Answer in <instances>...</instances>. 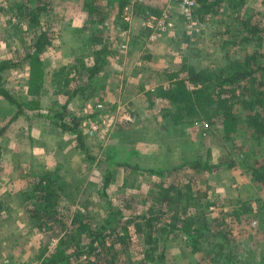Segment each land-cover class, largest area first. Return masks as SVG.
<instances>
[{"label": "rangeland", "instance_id": "374dc122", "mask_svg": "<svg viewBox=\"0 0 264 264\" xmlns=\"http://www.w3.org/2000/svg\"><path fill=\"white\" fill-rule=\"evenodd\" d=\"M7 1L24 0H0V3ZM51 2L48 13L42 16L43 22L51 27L54 39L53 47L44 58L46 76L42 94L37 97L28 94L29 77L26 80L24 75L19 76L20 69L4 74L6 86L25 103L30 118H21L22 134L7 132L0 136V264H41L59 242L57 236H44L26 211L22 191L35 174L53 170L59 180L70 183L73 199L61 201V213L70 226L79 212L96 227L97 221L106 218L101 189L107 168L113 175L110 199L116 205H131L133 211L145 210L157 197L159 185L170 180L168 175L157 178L140 169L109 165L105 161L108 157L142 169L172 170L198 161L202 168L184 167L177 172V179L179 183H191L207 192L215 202L211 215L222 226L230 224L238 253L237 262L230 264H264V209H261L264 185L255 182L248 171V165L255 160L264 161V143L253 138L245 122L231 136L225 135L219 119L211 124L204 121L175 124L162 114L165 101L147 94L159 85L168 87L167 73L180 69L184 59L198 68H219L226 62V53L241 56L251 52L253 44L241 42L246 32L242 19L264 22V0H248L244 9L233 8L235 2L224 0L219 13L193 25L191 34L173 7L174 28L155 40L151 39L152 30L149 33L146 19L142 18L159 13L167 6L166 0H144L132 11L125 10L127 4L121 9V0ZM91 7L101 10L102 21L97 13L90 12ZM127 12H132L130 20L125 19ZM26 28V22L11 10L1 15L0 59L16 58L20 39L33 38ZM123 44H127L124 51ZM105 46L114 53L108 52L98 80L104 89H99L91 98L71 99L65 108L69 97L65 91L72 84L65 85L56 72L60 69L67 72L70 64L81 68L92 65L96 51ZM25 69L29 73L27 67L22 71ZM75 75L80 79V74ZM99 103L104 104L103 108H98ZM68 111L81 119L79 129L96 161L87 158L75 134L62 130L59 113ZM70 120L69 116L65 118ZM227 159L235 161L233 167L224 164L213 171L203 168ZM243 203L252 204L256 212L242 213L234 219L232 213ZM212 228L216 229V225ZM217 240L206 231L200 250L193 251L184 236L177 234L161 242V246L166 249L167 264H195L214 248ZM133 249L130 255L117 256L114 264H141L142 246ZM104 257L111 259L110 255ZM71 264L88 262L86 258H73Z\"/></svg>", "mask_w": 264, "mask_h": 264}, {"label": "trees", "instance_id": "16d2710c", "mask_svg": "<svg viewBox=\"0 0 264 264\" xmlns=\"http://www.w3.org/2000/svg\"><path fill=\"white\" fill-rule=\"evenodd\" d=\"M52 0H24L0 3V17L11 10L14 15L26 22L27 31L33 34L31 40L20 39V47L16 50V58L0 59V96L6 98L17 111L12 121L26 114L25 103L20 101L6 86L4 74L12 69H29L28 94L37 97L42 94L46 70L44 58L54 45L51 27L46 25L42 16L47 14ZM197 17L203 20L206 16L219 13L224 0H197ZM232 7H247L248 0H230ZM129 0H121V9ZM102 21L101 10L91 7ZM147 16V15H146ZM93 20L92 22H94ZM242 28L246 32L241 42L253 44L251 52L234 55L226 53V62L219 68H198L186 59L182 67L167 73L169 86L159 85L153 94L155 100L162 99L166 106L161 108L164 117L170 118L175 124L195 123L204 121L209 124L216 119L221 120L225 135L231 136L239 129V124L245 122L252 131L253 138L258 143H264V22L260 19H242ZM149 33L150 29L147 28ZM21 48L23 52H21ZM112 50L106 46L96 51L95 63L81 68L78 64H70L67 72L60 69L56 76L64 79V84L70 86L65 91L68 95L67 104L76 97L91 98L104 85L98 82L104 69V63ZM80 74V79L75 75ZM152 92V93H151ZM63 131L76 136L78 146L90 161H96L83 140V132L79 129L81 119L72 112L59 113ZM69 116L70 121H65ZM5 127L0 129V135ZM109 165L125 169H140L157 178L167 176L168 183H161L145 210H130L116 205L109 197V188L113 180L112 172L107 168L101 197L105 200L107 216L97 227L91 219L80 212L72 225L68 224L61 213L63 198L73 199V191L69 182L59 180L53 170L33 175L22 191L26 197L25 208L30 219L39 231L48 238L57 236L59 242L54 252L44 257L41 264H71L73 258H86L88 264H114L116 257L122 254L130 255L137 245L142 246L141 264H167L166 249L161 242L180 234L184 236L187 245L193 251L200 250L201 239L206 231L217 238L214 248L202 255L195 264H230L237 262V246L234 243L230 224L222 226L219 219L211 215V207L215 202L208 197L207 192L196 189L191 183H179L177 172L184 167L202 168L198 161L185 163L172 170L147 168L126 161H114L106 158ZM99 163V162H98ZM226 164L233 167L235 161L227 159L216 165L203 166L208 171L219 169ZM252 179L264 185V161L255 160L248 165ZM264 209V202L261 205ZM1 208V202H0ZM257 209L249 203H243L232 213L234 219L242 213H255ZM263 212V211H262ZM225 221V219H223ZM216 225V229L212 225ZM221 224V225H220ZM47 247V246H46ZM68 249H71L70 252ZM110 253V254H109ZM45 253H43L44 255ZM111 259L103 258L109 256ZM95 259L92 260L91 257Z\"/></svg>", "mask_w": 264, "mask_h": 264}, {"label": "built area", "instance_id": "2783aa9c", "mask_svg": "<svg viewBox=\"0 0 264 264\" xmlns=\"http://www.w3.org/2000/svg\"><path fill=\"white\" fill-rule=\"evenodd\" d=\"M144 0H129V3L125 7L126 11H132L134 7L137 6L138 3H142ZM167 6L162 9L159 13H149L146 16V26L147 28L152 30L151 39L155 40L161 34L166 33L171 30L175 26V18H174V10L173 7L177 8V12L181 15V17L185 20L188 33L191 34L193 32V25L201 24L200 19L197 17L196 9L199 6L197 0H166ZM132 13V12H130ZM126 13L125 19L130 20L132 14ZM127 44L122 45V51L125 50ZM98 108H103L104 104L99 103ZM96 126H93L95 129ZM93 132V131H91Z\"/></svg>", "mask_w": 264, "mask_h": 264}, {"label": "crops", "instance_id": "0c3cea01", "mask_svg": "<svg viewBox=\"0 0 264 264\" xmlns=\"http://www.w3.org/2000/svg\"><path fill=\"white\" fill-rule=\"evenodd\" d=\"M142 19H146V18H142ZM144 22L146 23V20ZM4 59H10V58H4ZM18 71L20 72V74L17 73L19 76L24 75L26 80L28 79L29 73L26 69L23 71L22 70H18ZM14 72H17V71H14ZM24 92L27 94L26 89H24ZM16 111L17 109L14 105H12L6 98L0 96V129L5 127L2 134L7 133V132L11 134L12 133L14 134L23 133L24 126H23V121L21 120V118L23 117L26 119V116L29 117V114L26 111V114H22L18 118L12 121V117L14 116ZM37 123H40V122H37ZM10 138H13V137L10 136Z\"/></svg>", "mask_w": 264, "mask_h": 264}]
</instances>
